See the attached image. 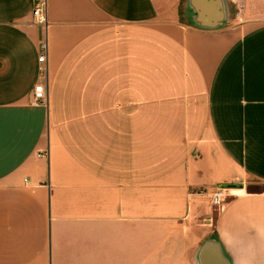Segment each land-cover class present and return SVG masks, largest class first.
Returning a JSON list of instances; mask_svg holds the SVG:
<instances>
[{
    "label": "crops",
    "instance_id": "obj_1",
    "mask_svg": "<svg viewBox=\"0 0 264 264\" xmlns=\"http://www.w3.org/2000/svg\"><path fill=\"white\" fill-rule=\"evenodd\" d=\"M39 2L0 0V264H264V0Z\"/></svg>",
    "mask_w": 264,
    "mask_h": 264
},
{
    "label": "built area",
    "instance_id": "obj_2",
    "mask_svg": "<svg viewBox=\"0 0 264 264\" xmlns=\"http://www.w3.org/2000/svg\"><path fill=\"white\" fill-rule=\"evenodd\" d=\"M33 16L36 23L40 26L46 27L48 25L47 17V0H40V2L34 7ZM40 49L42 50L39 61L41 65L39 67L40 72L45 71L44 62L47 58V41L46 39L41 40ZM33 102L39 103L47 100L48 90L43 84L35 85L33 92ZM228 195L227 186H217V188L211 193V201L215 205L221 204Z\"/></svg>",
    "mask_w": 264,
    "mask_h": 264
},
{
    "label": "water",
    "instance_id": "obj_3",
    "mask_svg": "<svg viewBox=\"0 0 264 264\" xmlns=\"http://www.w3.org/2000/svg\"><path fill=\"white\" fill-rule=\"evenodd\" d=\"M221 186H227V187H230V186H241V183H235V182H232V183H222Z\"/></svg>",
    "mask_w": 264,
    "mask_h": 264
},
{
    "label": "clouds",
    "instance_id": "obj_4",
    "mask_svg": "<svg viewBox=\"0 0 264 264\" xmlns=\"http://www.w3.org/2000/svg\"><path fill=\"white\" fill-rule=\"evenodd\" d=\"M226 243H230V241L226 240ZM238 264H248L246 259H241L240 261H238Z\"/></svg>",
    "mask_w": 264,
    "mask_h": 264
}]
</instances>
